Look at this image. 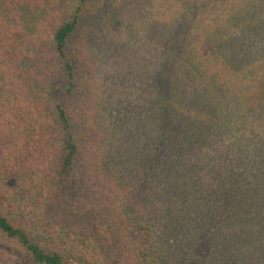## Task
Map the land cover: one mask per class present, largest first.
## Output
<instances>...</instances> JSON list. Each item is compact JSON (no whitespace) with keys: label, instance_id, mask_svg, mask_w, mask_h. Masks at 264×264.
<instances>
[{"label":"trees","instance_id":"16d2710c","mask_svg":"<svg viewBox=\"0 0 264 264\" xmlns=\"http://www.w3.org/2000/svg\"><path fill=\"white\" fill-rule=\"evenodd\" d=\"M119 25L147 37L121 85ZM203 233L264 257V0H0V264H176Z\"/></svg>","mask_w":264,"mask_h":264},{"label":"rangeland","instance_id":"374dc122","mask_svg":"<svg viewBox=\"0 0 264 264\" xmlns=\"http://www.w3.org/2000/svg\"><path fill=\"white\" fill-rule=\"evenodd\" d=\"M117 3L118 2L114 1V3H112L110 1V3H108V5L104 7V9L107 10L112 5L117 6ZM101 25L104 26L103 23H101ZM107 34L108 36L105 39H101V46L105 52L104 59L107 60L106 63L112 69V78L118 81L117 83L121 85L125 81L122 78L126 79L136 77L142 70L145 71L147 69V37L145 39V42L142 41V39L138 38L136 36V33H134V35H132L133 37H130V39L127 38L129 36H125L123 38L122 36L125 34L123 25H119L116 28L109 29ZM109 73H111V70ZM76 81V89H82V86L79 84L81 82V77H78ZM134 83L137 85V79H135ZM61 84L63 83H60V85ZM144 95H146V90L144 92ZM77 97L80 99L82 96L78 94ZM127 99L128 101H126V103L123 105V109L126 110L124 112H128L131 102L133 103V99H130L128 96ZM142 100H146V96H142V99L139 100L134 99V103L135 105L139 106L140 110H145L146 106L141 105ZM121 102L122 101L120 100V103ZM85 223V221H82L83 225ZM97 223H94L92 221V227L91 225H88L85 227V229L82 228L83 234H85V236L87 237L88 235H91V237H95V240L98 243L107 248L112 242L111 234L101 222L97 221ZM96 224L97 227L93 229ZM161 227L163 226L158 225V230ZM216 233L217 232H215L213 236L215 237V239ZM181 239L182 234L178 235V239H172V237L168 239V241H170L169 248L171 250V253H173L174 258H177L176 264H212V261H215L217 259L214 253L215 251L219 250V244L217 245L215 241L211 242V238L209 239L207 233H203L198 236V241L195 245H193V250L187 248L185 246V242L181 241ZM4 241L5 240L0 238V249H6L9 246ZM5 254L4 256L8 257L6 258L7 263L5 262V264H34L24 256L21 257V255L15 254L10 255V252L6 255ZM10 256L11 259H9ZM229 263L231 262L229 261ZM168 264L172 263L168 262ZM235 264L246 263L244 262L243 258H240L239 260H236ZM256 264H264V257H262V255L261 257H257Z\"/></svg>","mask_w":264,"mask_h":264}]
</instances>
